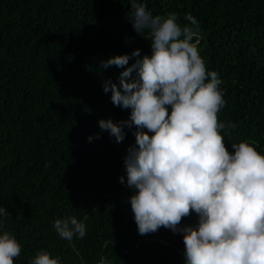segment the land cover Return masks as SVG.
Wrapping results in <instances>:
<instances>
[{
    "label": "trees",
    "instance_id": "1",
    "mask_svg": "<svg viewBox=\"0 0 264 264\" xmlns=\"http://www.w3.org/2000/svg\"><path fill=\"white\" fill-rule=\"evenodd\" d=\"M130 2L0 0V206L11 214L0 231L21 245L14 264L41 250L62 264L102 256L110 264H184L181 234L162 226L140 235L133 219L124 158L135 125L120 143L98 125L130 115L102 86L124 69L99 62L136 49L151 55L148 31L137 34L130 22ZM137 2L153 15L175 12L182 25L191 26L186 13L200 22V54L223 81L218 120L237 125L221 130L225 146L232 153L231 143L247 141L264 153V0ZM73 215L86 235L69 242L53 224ZM197 221L192 212L181 224Z\"/></svg>",
    "mask_w": 264,
    "mask_h": 264
},
{
    "label": "clouds",
    "instance_id": "2",
    "mask_svg": "<svg viewBox=\"0 0 264 264\" xmlns=\"http://www.w3.org/2000/svg\"><path fill=\"white\" fill-rule=\"evenodd\" d=\"M130 5V22L137 34L148 31L151 55L141 57L136 49L99 62L104 69H124L118 82L108 79L102 86L130 115L98 125L116 143L135 125L124 167L138 233L163 226L181 234L184 264H264V153L247 141L231 143L232 153L225 146L221 130L237 125L218 120L226 104L223 81L200 54V22L186 13L191 26L182 25L175 12L163 17L137 0ZM192 212L197 223L182 225ZM10 215L0 206V226ZM53 228L69 242L86 235L85 223L74 215L56 219ZM20 253L16 237L0 231V264H14ZM29 264H62V257L41 250ZM98 264L110 262L102 256Z\"/></svg>",
    "mask_w": 264,
    "mask_h": 264
}]
</instances>
